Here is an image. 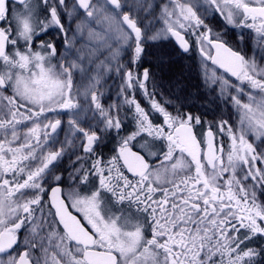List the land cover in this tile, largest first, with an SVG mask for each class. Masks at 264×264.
I'll use <instances>...</instances> for the list:
<instances>
[{
    "label": "snow or ice",
    "instance_id": "obj_1",
    "mask_svg": "<svg viewBox=\"0 0 264 264\" xmlns=\"http://www.w3.org/2000/svg\"><path fill=\"white\" fill-rule=\"evenodd\" d=\"M18 3L23 10L0 0V254H8L0 264H264V247L248 243L264 237V202L256 195L257 186L264 189V167L258 166L264 165V67L256 59L259 52L264 61V0H168L156 6L149 0H73L71 6L67 0H39L48 13L43 20L38 4ZM61 10L76 17L77 30L101 26L102 35L116 42L114 48L109 44L115 64L107 67L120 77L119 94L133 112L136 127L130 133L120 135L121 105L102 103L103 73L76 86L74 72L84 78L78 59L69 53L54 62L55 44L41 39L36 47V38L52 26L71 44ZM209 13L253 31L251 56L242 43L233 47L209 27ZM153 21L162 27L151 28ZM187 37L195 39L203 58L205 82L216 84L220 97L230 98L240 114L238 128L224 119L217 125L229 137L227 150L215 143L211 127L206 136L197 130L204 123L199 115L182 111V103L170 111L166 105L173 100H157L160 85L147 68L142 74L133 69L149 41L160 47L174 38L187 53ZM239 39L243 42V32ZM124 50L132 53L127 65L119 60ZM208 60L227 75L215 70L209 75ZM136 90H142L149 110L137 101ZM58 110L68 113V132L59 149L45 148L48 130L61 125ZM113 132L120 138L118 149L105 162L97 149ZM157 140L163 143L155 145ZM77 141L88 156L76 154ZM133 141L144 151H133ZM70 149L78 161L95 159L88 168L83 163L73 168L66 194L59 185L51 187L45 216V184L62 179L50 166ZM21 228L31 239L13 255L9 250Z\"/></svg>",
    "mask_w": 264,
    "mask_h": 264
},
{
    "label": "flooded vegetation",
    "instance_id": "obj_2",
    "mask_svg": "<svg viewBox=\"0 0 264 264\" xmlns=\"http://www.w3.org/2000/svg\"><path fill=\"white\" fill-rule=\"evenodd\" d=\"M150 3H152L154 6L156 5H161L162 3H167L168 0H149ZM12 6L14 8H17L19 10H23L22 6L19 5L18 0H11ZM32 3L38 4L37 12L38 16L41 20H43L48 13L45 11V6L42 3H39V0H32ZM154 11L156 12L157 16L159 14V8L154 7ZM144 15L145 13L142 12ZM62 23L66 27V20L64 17V14L60 13ZM141 15V16H143ZM147 23V21H144ZM205 22L213 29L214 32H220L222 33L229 41V43L232 44L233 47H236L237 45H240L242 43L244 50L251 56V53L253 51V48L255 47L254 44V33L251 29L248 28H242V29H237L233 28L231 26L226 25L223 20L217 15L213 13H209L205 17ZM162 27V24L158 23L156 21V26L155 28ZM225 29H227L225 31ZM243 32L244 34V40L243 42L240 41L239 39V34ZM99 31H96V34L98 35ZM64 33L60 31L59 28L53 26L47 28L46 31L40 33V35L36 38V47H39V41L42 39L44 42L48 43H53L55 44L56 41L60 40V37H62ZM190 39L191 47L189 52L184 53L182 50L179 49L176 41L174 38L171 40H165L161 42L160 47H158L156 44L153 42L149 41L148 44L145 46V52L142 54L140 61L138 62V67L136 65H133V69L136 71H139L141 74L145 68H147L151 74V77L154 79H181L185 78V74L187 76L194 78V79H205L202 68H201V61H202V56L196 47L195 44V39L191 37H187ZM111 45L114 48L113 41L111 40ZM23 41L20 42L21 48L23 47V44H21ZM77 47V55H78V60L79 63L83 65L84 68V73L83 77L84 79H88V77H91L97 73H99L96 70H93V63H97V60L101 61L104 60V49L102 48L101 50H97L96 53H93L92 50H90V47L86 43H76ZM261 47H264L262 45ZM108 52H111V49L108 46ZM121 56L119 57V60L127 65L129 63L130 56L132 53L128 50H124L122 52ZM60 56H66L67 52L64 49H60ZM214 54V52H213ZM163 55L164 60L163 63L160 62L159 57ZM59 59V57H57ZM109 58V57H108ZM257 62L261 67H264V61L261 60L259 52L257 54ZM114 65L115 61H110L109 64ZM209 66L210 72L209 75H211V70H215L218 74H224L222 69H218L217 66L212 65L211 61H204ZM74 75L77 76L78 78H82V74L80 71L74 72ZM227 75V74H224ZM109 79L111 80L112 87L108 88H101V91L103 92V97H102V103L107 107L110 104H116L119 103L121 105V110H120V116L122 119H124V127L121 130V136H124L131 131L135 130V121L133 119V112L129 109V106L124 103V97L119 94V87L121 84L120 77L115 73V71H110V77ZM229 79L234 80V77H229ZM150 80H152L150 78ZM247 87V85H246ZM74 92L76 91V87L73 89ZM153 89L149 88V91H152ZM141 91L142 94V90ZM251 91V89H249ZM144 97V95L142 94ZM81 102L83 103V97L80 98ZM158 100V99H157ZM137 101L141 104L142 107H144L146 110L150 109V104L149 101L147 100V103H141L140 99H137ZM159 101V100H158ZM160 102V101H159ZM170 111H174L172 107L166 105ZM171 108V109H170ZM60 117H61V125L59 128H57L56 132L52 133L51 130L49 129L48 131L50 132V137L55 138L49 139L48 143L45 144V148L48 147V144L53 145L54 149H59L60 144L64 142L65 136L68 132V113L66 111H61L58 110ZM193 114H196L194 111H192ZM50 117H56V113H48L47 114ZM157 115L153 116L152 118L154 120L157 119ZM126 117V118H125ZM204 123L202 125L197 126V130L201 131L205 134L208 131V128L211 127L207 125L205 120H202ZM30 123V122H29ZM22 127V125H21ZM212 130L214 131L216 135V141L217 145L223 143V146L225 150L228 149L230 145V140L228 138H223V133L219 131L217 127H211ZM146 139L152 140L151 137L145 136ZM199 138V137H198ZM119 137H117L116 133H110L106 134L103 139V143L98 147L97 151L100 155L103 156L104 161L106 162L110 157L116 154V151L118 149V142H119ZM137 140L141 141L143 143V140H141L140 137H137ZM58 141V142H57ZM79 141L76 142L77 147L75 149V152L77 155L80 156H88L89 154L83 153V150L79 148ZM155 145H161L163 142L162 141H154L153 142ZM133 144V151L141 152L144 151V149L141 148L140 144L136 143V141L132 142ZM206 149V145L203 146ZM153 151H159L158 148H153ZM95 159V157H91V159H86L82 161H78L76 159V155H72V150L70 149L67 154L63 156L62 159L54 162L53 166L55 168V174L61 176L60 181H51L45 184L46 191L42 194L43 199H42V204L45 205L44 207V214L47 216L48 209L50 207L51 201V187H55L59 185L62 190V194H66L69 191L70 186L73 183V180L70 179V174L74 175L73 173V168L77 167L80 163H83L85 168L90 167L91 161ZM130 175V174H129ZM90 180L94 181L98 185V180H96L95 177H90ZM82 188H87V185H81ZM157 195H160V193H157ZM35 207V206H34ZM54 211V209H52ZM40 214L39 210H37L36 215ZM49 220H51V217H48ZM24 231V228H21L18 234L17 238V247L19 246V241H20V233ZM264 239V237H262ZM14 250V251H15ZM0 259H3V255H0Z\"/></svg>",
    "mask_w": 264,
    "mask_h": 264
},
{
    "label": "rangeland",
    "instance_id": "obj_3",
    "mask_svg": "<svg viewBox=\"0 0 264 264\" xmlns=\"http://www.w3.org/2000/svg\"><path fill=\"white\" fill-rule=\"evenodd\" d=\"M67 3L69 4V6H71L73 0H67ZM60 13L64 14L66 20L65 28L68 29L67 39L71 41V44H65V34L60 37V40L56 41L55 43V46L57 48V57H60V49L64 51V49L66 50L67 48L66 56H68L70 53L71 59H78V50L76 47L77 42L86 43L93 53H96L97 50H101L103 48L105 56L104 60H97V63H93L92 67L93 70L97 69L99 73H103L100 87L111 88L113 85L111 83V80L109 79L110 71L107 67L109 62L111 61L110 53L108 52V46L109 44H111V41L110 39L102 35V33L104 32L103 27L93 25L92 29H94L95 31H92L89 26L85 24L82 25L81 30H77L76 25L78 21L76 20V17H69L62 10L60 11ZM141 15L143 14L141 13ZM155 26L156 21H153L151 28H155ZM96 31H99L98 35L96 34ZM21 44H23V42ZM113 45L114 47L116 46L115 41H113ZM57 57L53 58L54 62L59 60ZM185 75V78L181 79H155L156 83L160 85V87L155 89L156 98L161 103H165L167 100H173V103L168 104V106L172 107L173 110H175L177 103H182V111H194L196 113L193 114L192 112L194 116L199 115L201 120L204 119L207 125L213 128L217 127L221 119L227 120L229 124H231L234 128L239 127L240 114L237 112L236 107L233 105L230 98L220 97L219 88L216 84L212 83L211 80L206 83L205 79H194L187 76V74ZM86 83V79L78 78L74 75V85L82 86ZM148 86L152 89V80L149 81ZM176 96H179L181 98L179 102L175 101L174 97ZM135 97L136 99H140L141 103H147V98L145 96H142L141 91L136 90ZM243 100L247 101V95L243 96ZM222 137L224 139L228 138L225 133H223ZM250 139L251 141L259 143V141L255 140V137H251ZM258 166L264 167V165ZM245 183L248 182L246 181ZM256 195L258 202H264V189H261L259 186H257ZM39 215L40 214H38L37 216ZM44 231L47 232V229H44ZM20 235L21 237L19 246L14 252H12L13 255L21 253L23 250H25L27 248V245L24 243L25 239H31V236L26 233L25 230L21 232ZM248 243L250 246L255 248L264 247V239L262 237H256L252 241H248ZM34 252L37 256L41 255L39 249H35ZM7 255L3 256L2 260L7 261Z\"/></svg>",
    "mask_w": 264,
    "mask_h": 264
},
{
    "label": "water",
    "instance_id": "obj_4",
    "mask_svg": "<svg viewBox=\"0 0 264 264\" xmlns=\"http://www.w3.org/2000/svg\"><path fill=\"white\" fill-rule=\"evenodd\" d=\"M82 11V10H81ZM214 132V131H213ZM215 134V133H214ZM215 143L217 144V142L215 141ZM17 244L13 245V248L10 249L9 251L12 252L14 250V248L16 247ZM23 252V251H22ZM7 253L4 254H0V255H6Z\"/></svg>",
    "mask_w": 264,
    "mask_h": 264
}]
</instances>
